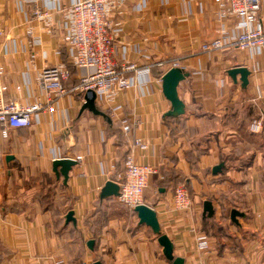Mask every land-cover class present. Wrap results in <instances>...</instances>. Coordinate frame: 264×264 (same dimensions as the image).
<instances>
[{
  "label": "crops",
  "instance_id": "obj_1",
  "mask_svg": "<svg viewBox=\"0 0 264 264\" xmlns=\"http://www.w3.org/2000/svg\"><path fill=\"white\" fill-rule=\"evenodd\" d=\"M77 1L0 0L4 100L24 105L44 100L37 76L46 66L68 65L65 89L78 83L84 70L69 64L73 53L62 41L67 32L62 9ZM116 5L111 18L120 25L113 29L114 60L139 68L177 60L188 73L177 87L184 114L165 116L170 102L158 80L164 69L155 67L139 75L127 72L132 86L114 96L115 118L96 102L109 120L80 111L85 93L70 91L29 127L0 138V264H52L56 259L172 264L133 209L117 197L99 198L105 182L123 174L129 154L158 167L143 202L156 211L174 256L184 264H264V51L202 50L218 36L213 0H122ZM35 7L50 9L48 21L31 18ZM259 17L264 23V0ZM27 29L40 43H31ZM237 66L250 72L245 87L239 75L235 82L227 74ZM118 117L128 120L129 132ZM259 118L262 130L250 132L249 124ZM136 137L147 149L133 147ZM63 157L77 161L66 183L52 170V161ZM220 162L221 172L213 174ZM180 184L190 196L188 211L173 208L172 191ZM205 200L214 208L211 217L203 216ZM233 208L245 214L238 224L229 217ZM69 210L75 223L65 219ZM194 230L208 235L207 250L197 249Z\"/></svg>",
  "mask_w": 264,
  "mask_h": 264
},
{
  "label": "built area",
  "instance_id": "obj_2",
  "mask_svg": "<svg viewBox=\"0 0 264 264\" xmlns=\"http://www.w3.org/2000/svg\"><path fill=\"white\" fill-rule=\"evenodd\" d=\"M117 1L122 0H79L62 9L67 22V32L62 41L72 50L70 65L84 70L79 75L78 83L70 90L63 87L62 81L67 79L68 65L59 64L44 67L37 76L38 85L44 92V100L31 104H21L16 100H4V88L0 87V138H7L10 130L29 127L36 120L39 113H49L55 102L70 91L86 93L95 92V102L98 107L108 111L111 118L116 117L117 107L114 96L132 86L133 75L149 73L152 67H137L134 63H117L113 54L115 51L113 29L120 25L111 16L116 12ZM215 15L218 23V36L214 40L204 43L201 47L206 52L233 46L240 51L261 53L264 51V23L259 17L260 0H213ZM49 10L35 7L32 11L33 19L48 21ZM232 23V27L228 26ZM27 34L32 37V44L40 43L38 37L32 35L31 29ZM154 67L163 68L164 72L172 67H179L174 59L156 62ZM1 70V68H0ZM164 72L159 77H161ZM19 88V87H18ZM125 132L130 131V124L124 117H118ZM249 131L259 133L262 130V120L255 119L249 124ZM133 147L140 150L147 149V143L136 137ZM77 160L81 157L77 156ZM157 165L140 163L132 155H127L124 161V172L118 175L120 186L118 200L133 209L138 204H144L143 192L148 185L149 177L157 173ZM172 204L176 211H188L190 196L185 185L173 188ZM196 247L200 251L209 248L208 235L204 231L194 230ZM52 264H69L63 259H56Z\"/></svg>",
  "mask_w": 264,
  "mask_h": 264
},
{
  "label": "water",
  "instance_id": "obj_3",
  "mask_svg": "<svg viewBox=\"0 0 264 264\" xmlns=\"http://www.w3.org/2000/svg\"><path fill=\"white\" fill-rule=\"evenodd\" d=\"M249 70L243 66L232 67L227 70V74L231 77L233 81L236 82V76L239 75V80L242 87H245L248 83ZM188 76L180 67H172L164 72L161 77L162 92L166 99L170 102V109L165 113L167 117H178L184 114L185 107L183 101L179 98L177 87L179 83ZM95 92L87 91L84 95V102L81 106L80 111L88 110L95 115H101L106 117V113L97 108L95 103ZM108 119V118H107ZM109 120V119H108ZM11 156H7L6 159H11ZM77 163L76 160L68 157L57 158L52 161V170L58 177L61 175L63 177L64 183L68 179V173L72 166ZM224 164L220 162L212 168V173L217 174L221 172ZM120 186L117 182L113 180H107L102 186L99 192V198L102 200L109 197H117L119 195ZM163 190V189H161ZM133 211L138 217V223L148 226L152 232L157 235V241L162 247V252L165 258L172 262V264H184V259L182 257L174 256L173 254V243L169 237L161 232L160 224L157 218L156 211L146 205L138 204L133 208ZM214 214V208L211 201L205 200L203 202V216L211 217ZM244 213L233 208L230 210V220L238 224V217H244ZM65 219L67 222L75 223L76 220L73 217V211L69 210L66 213ZM93 240H89L87 245L90 249L93 247ZM93 264H101L99 261H95Z\"/></svg>",
  "mask_w": 264,
  "mask_h": 264
},
{
  "label": "trees",
  "instance_id": "obj_4",
  "mask_svg": "<svg viewBox=\"0 0 264 264\" xmlns=\"http://www.w3.org/2000/svg\"><path fill=\"white\" fill-rule=\"evenodd\" d=\"M151 70H155V67H152ZM171 118H172V117H171ZM46 202H48V201H46Z\"/></svg>",
  "mask_w": 264,
  "mask_h": 264
},
{
  "label": "rangeland",
  "instance_id": "obj_5",
  "mask_svg": "<svg viewBox=\"0 0 264 264\" xmlns=\"http://www.w3.org/2000/svg\"><path fill=\"white\" fill-rule=\"evenodd\" d=\"M0 163L3 164L2 161ZM0 168H2V167H0Z\"/></svg>",
  "mask_w": 264,
  "mask_h": 264
}]
</instances>
